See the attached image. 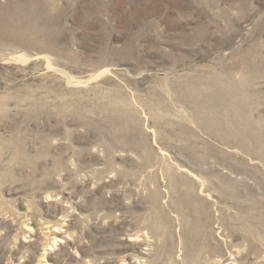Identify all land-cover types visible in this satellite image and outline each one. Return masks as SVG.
I'll use <instances>...</instances> for the list:
<instances>
[{
    "label": "rangeland",
    "instance_id": "obj_1",
    "mask_svg": "<svg viewBox=\"0 0 264 264\" xmlns=\"http://www.w3.org/2000/svg\"><path fill=\"white\" fill-rule=\"evenodd\" d=\"M0 264H264V0H0Z\"/></svg>",
    "mask_w": 264,
    "mask_h": 264
},
{
    "label": "bare ground",
    "instance_id": "obj_2",
    "mask_svg": "<svg viewBox=\"0 0 264 264\" xmlns=\"http://www.w3.org/2000/svg\"><path fill=\"white\" fill-rule=\"evenodd\" d=\"M19 58H21V60H27V57L25 55H20Z\"/></svg>",
    "mask_w": 264,
    "mask_h": 264
}]
</instances>
